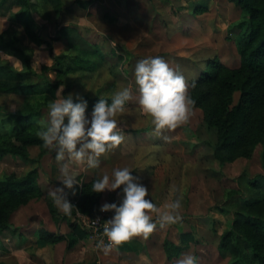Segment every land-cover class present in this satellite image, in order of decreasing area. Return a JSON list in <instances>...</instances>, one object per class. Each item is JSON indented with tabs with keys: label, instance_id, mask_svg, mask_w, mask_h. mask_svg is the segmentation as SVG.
I'll return each mask as SVG.
<instances>
[{
	"label": "rangeland",
	"instance_id": "rangeland-1",
	"mask_svg": "<svg viewBox=\"0 0 264 264\" xmlns=\"http://www.w3.org/2000/svg\"><path fill=\"white\" fill-rule=\"evenodd\" d=\"M33 1L37 4L33 13V28L44 39L52 42L53 52L49 51L48 46L33 42L25 30V25L20 21L11 20L7 13H0V31L7 35L16 34L20 46L30 56L32 66L37 73L41 74L44 67H53V58L68 52L66 40H51L61 26L75 28L84 39L98 45L104 56V64L94 73L77 70L67 77L66 81L72 86L67 94L78 93L81 96L94 98L116 74L121 76L117 81V90L126 85L135 89L133 70L137 61L147 56L164 57L172 67L184 73L188 86L193 79L191 72L198 71L202 67L201 63H204L205 67L209 59L217 57L230 67L240 65L236 46V39L240 33L238 29H232V25L242 19V11L231 0H93L86 9L81 8L76 0H61L60 12L49 0ZM199 3H207L208 12L202 14L197 12ZM136 4L148 7L150 5V14L141 16L145 6H137L139 9L131 12L135 8L132 5ZM18 10L17 6L12 8V11ZM131 13L133 15H130ZM132 17H136L135 20L139 21H133ZM168 31L171 34H167ZM210 50H215L214 57H208ZM0 52L8 53L2 50ZM11 55L13 57L0 59V65H9L15 70H22L21 59L17 55ZM48 76L53 82L57 80L53 70L48 72ZM101 94L108 96L109 92L104 91ZM238 96L236 94L235 102ZM34 97L25 94L0 95V108L7 112L23 110L35 102ZM55 98L56 93L47 96V105L38 119L40 127L46 120L49 100ZM139 108L138 99L134 95L133 99L127 102L125 111L117 115L123 134L129 133L130 136L144 133L154 127L151 118L141 114ZM91 109L89 104L87 109L89 114ZM3 111L0 112V123L4 119ZM149 132L151 133L152 130ZM162 132L170 138V141L168 139L165 141L166 149L158 151L157 148L163 146L153 148L148 144L151 140L145 138H141L133 145L137 150V165L133 174L142 176L140 182L143 184L145 181H151V184H161L164 181L168 183L171 194L176 197L184 196L181 205L184 206L185 211H181V219L177 222H185L186 228L191 227L190 217L201 218V227H192L197 233L198 242L184 254L189 252L196 254L199 257V264H228L232 256L222 250L219 244L221 234L228 229L232 219L231 216L222 213L218 207L230 199L239 188L244 186V191L246 190L248 183L244 179L241 180L244 185L239 184V179L243 175L245 178H251L264 174V159L261 157L264 146L259 144L249 158L239 157L221 165L213 157L212 151L217 136L208 130L203 113L198 109L192 110L188 120L178 124L175 129H166ZM127 147H130V144H127ZM115 150L116 148H113L110 153H115ZM29 151L31 157L37 160L40 148L32 146ZM151 151H154L153 154L158 151L157 155L152 156L153 168L143 170L141 166L143 159L148 158ZM64 162L55 159L54 151L44 156L39 164L26 163L21 158L8 155L0 159V176L12 173L22 175L38 165L41 181L57 186L61 182L56 177ZM72 168L81 182L89 181L95 171L86 164H72ZM162 187L157 185L156 189L160 190ZM29 206L28 212L27 209H22L14 214L12 232H0V264H7L9 260L4 257L8 247L13 246L16 249L17 244L24 240L29 245V253H33L36 241L33 235L35 228L69 231L66 223L58 224L55 218L52 219L53 217L49 215L46 199L36 201ZM34 212L42 215L26 216L27 213ZM60 213L63 214L61 211ZM17 232L21 233L24 239L14 234ZM46 234L47 232L43 236ZM8 238L10 243L6 241ZM87 239V246L95 249L96 243L90 237ZM95 257L91 250L88 264H97ZM10 263L19 264L17 260Z\"/></svg>",
	"mask_w": 264,
	"mask_h": 264
},
{
	"label": "trees",
	"instance_id": "trees-1",
	"mask_svg": "<svg viewBox=\"0 0 264 264\" xmlns=\"http://www.w3.org/2000/svg\"><path fill=\"white\" fill-rule=\"evenodd\" d=\"M76 1L83 9L93 2ZM231 1L242 11V19L232 25V29L236 28L240 33L236 39L239 67H230L215 57L209 60L208 69L188 86V92L195 101L192 109L202 110L208 130L217 136L212 151L221 165L239 157L249 158L259 144L264 146V0ZM49 2L60 12L61 0ZM36 5L33 0H0V13H7L11 20L20 21L33 42L46 45L53 52L52 42L33 28ZM14 6L19 10L12 11ZM208 10L207 3L197 6V12L201 14ZM61 39L66 40L68 52L55 56L53 67H44L39 74L33 68L30 56L20 46L16 34L7 35L0 31V50L17 55L23 62L20 71L9 65H0V95L35 96V102L26 109L7 112L0 108L4 116L0 123V159L11 155L26 163L39 164L51 152L43 147V141L37 135L40 128L38 119L47 105V96L56 93L61 85L65 86V95L71 91L72 86L66 79L72 72L84 70L92 74L104 64L99 46L84 39L72 26H61L51 40ZM50 70L56 74L55 82L48 76ZM120 78V75H114L96 97H83L91 107L100 96L110 101ZM104 91L109 92L108 96L101 94ZM236 94L239 96L235 102ZM32 146L40 148L37 160L30 155ZM261 157L264 159V147ZM39 176L38 165L22 175L0 176V232L13 228L12 217L17 210L44 197L53 219L57 223H67L70 232H49L40 240L50 245L66 242V249L70 250L89 236L78 223L77 213L95 217L100 212L103 192H91V183L97 176L77 185L75 193L66 188L67 198L74 205L70 216L60 214L52 198L45 195L38 185ZM242 179L248 183L246 190L244 186L239 188L218 207L232 219L220 237L219 246L232 256L228 264H264V174L251 178L243 175L239 184L244 185ZM193 243H197V239L191 232L182 233L178 245L167 239L164 242L167 259L179 258Z\"/></svg>",
	"mask_w": 264,
	"mask_h": 264
},
{
	"label": "clouds",
	"instance_id": "clouds-1",
	"mask_svg": "<svg viewBox=\"0 0 264 264\" xmlns=\"http://www.w3.org/2000/svg\"><path fill=\"white\" fill-rule=\"evenodd\" d=\"M13 57L0 52V59ZM15 63V61H14ZM135 89L126 85L111 94V100L100 96L92 106L90 114L88 100L78 93L64 95V85L56 92V98L49 100L46 120L37 135L43 147L55 152L57 161H65L56 177L61 182L50 190L53 203L65 215H71L73 204L67 198L65 189L73 193L82 184L72 164H86L97 168L100 157L120 145L124 139L123 130L116 118L125 111L127 102L135 95L141 114L151 118L152 131L162 135V130L175 129L188 120L195 101L188 92L184 73L172 67L162 56H147L137 61L133 70ZM164 139H168L164 136ZM121 186H123L121 188ZM120 189L119 202H104L100 211H113L112 218L103 226L107 243L98 241L97 248L105 255L113 248L133 236L147 238L156 228L181 219V199L177 198L163 207L158 206L149 195V189L140 182L127 166L115 167L111 173L104 171L91 183V192ZM99 218V217H98ZM176 264H199L194 253L183 254Z\"/></svg>",
	"mask_w": 264,
	"mask_h": 264
},
{
	"label": "crops",
	"instance_id": "crops-1",
	"mask_svg": "<svg viewBox=\"0 0 264 264\" xmlns=\"http://www.w3.org/2000/svg\"><path fill=\"white\" fill-rule=\"evenodd\" d=\"M132 6L135 8H133L131 12H134V10L135 11L138 10L139 9L138 7H144L145 6L144 7L145 11H143L144 13H142L141 16L144 17L145 15L150 14L149 13V11L151 10L150 5H149V7L147 5L141 6V4H138V5L136 4V5H132ZM130 15H133V14L131 13ZM135 19H136V17L133 18V21ZM135 21H139V20H135ZM198 24L201 25V23H198ZM168 32H167V34H171L170 31H168ZM177 34H180V33H177ZM185 42H186V40L184 41V43ZM212 52H214V53L212 54ZM215 53H216L215 50H210V56H208V57L209 58L214 57ZM209 60H208V62H209ZM208 62H206L205 67L203 65L204 63H201L202 67L199 68L198 71L196 70V71L191 72V75L193 76L192 81L196 80V78L204 72L206 66L208 65ZM192 110H196V109H192ZM198 110H201V109H198ZM152 129L153 128L145 131L144 133H135V134H132L130 136H128L129 133L123 134L124 139L120 143V145L115 147L116 148L115 153H113V152L110 153L111 150H113V149H111V150H109L106 153L101 155L100 165L97 168H93L95 171H94L92 178L102 174L104 171L111 173L112 169L115 167L127 166L130 169H132V171H134L136 169L135 165H137V150L133 145L137 144V142L139 140H141V138H145L146 140L147 139L151 140V142H149L148 144L150 146H153V148L163 146V147L157 148L158 151L163 150L165 148L164 147L165 141H167V139H164L165 135L163 134V132H162V135H156L153 133V131L150 133L149 131ZM168 140L170 141V138H168ZM127 144H130V147H127ZM158 151H156V153H155L156 155H157ZM153 152L154 151L150 152L148 158L145 157L143 159V163L141 165L143 167V170H147L148 168L149 169L153 168V165H151V161L153 159L152 156L155 155V154H153ZM150 166H151V168H150ZM140 177H141V179H143L142 176H140ZM38 185L40 186L42 191L45 193V195L49 196V197H50V195H49L50 190L55 188L54 184H51L49 182L43 183L41 181L40 177L38 180ZM144 185H146L147 188L149 189V195L146 197V199L152 198V200L158 206L163 207V205H165L169 202H172L177 198H179V199L182 198L181 202H184V198H183L184 196L179 195L176 197L174 194H171L170 188L168 187V183H166V182L164 183V181L161 184L160 183L151 184V181H148V182L145 181ZM157 185H161L163 187L160 190H158V189H156ZM65 191L67 193L66 189H65ZM119 192H120V189H117L115 191H108V190L103 191L102 198H101V205L106 201L107 202L115 201L118 203L119 199H120V197L118 196ZM43 199H45V198L43 197L41 199L32 200L31 202H29V204L21 207L16 212L21 211L22 209H27V212H28L30 210L29 205H33L36 201H40V200L42 201ZM48 209H49V206H48ZM178 211H179V214L181 213V211L184 212L185 211L184 206L181 205V208ZM59 212H60V210H59ZM14 214H13V217H14ZM31 215L41 216L42 214H40L38 212L26 214L27 217H29ZM49 215L51 216L50 209H49ZM61 223H65V222H59L58 224H61ZM189 223L191 226L189 228H186L185 222L184 223L183 222L182 223L175 222V223L167 224L164 228H160L159 226H157V228L147 238L143 237L142 235L133 236L128 241L123 242L122 244H120L118 246H113V248L109 251V253L107 255H105L101 249L97 248L98 241L96 239L92 238L90 235L88 237H90L91 240H93L96 243L95 249H90L87 246V243H88L87 240L88 239L86 237L85 239L80 240L73 248H71L70 250H67L66 249V242H61V243H58L55 245H50V244L43 243V241L40 240L41 236H43L44 233H46V232L47 233L58 232L60 230L51 231L49 229L44 230V229H40V228H35L33 230V235L35 236L36 241H35V244L33 246V253L32 254L29 253V251H28L29 245L26 242V240H24L22 243H19V245L17 244L16 249L13 246H9L8 250H7L8 252H6V254H4V257H7V259H9L7 261V264H12V263H10V261H15V260H17L19 262V264H88V260L90 257V251L92 250V253H94L96 256L95 259L97 260V264H173L179 258H177L173 261H169L167 259V256H166V253L164 250V242L167 239H169L174 244L178 245L181 241V234L187 233V232L193 233L195 238L197 239V242H198L197 233L195 232V229H192V227L195 226V227L200 228L201 227V218L196 217V216H192L189 218ZM12 230L13 229L11 228V229L4 231L2 233H6L8 231L12 232ZM60 232H62L64 234H68L70 232V228H69L68 232H67V230L66 231L63 230ZM14 234H17L19 236V238L21 237L22 239H24V237L21 236V233L17 232ZM6 241L8 243H10L9 238L6 239ZM194 244H197V243H193L192 246ZM192 246H191V248H192ZM188 251L183 252L179 257H182V255Z\"/></svg>",
	"mask_w": 264,
	"mask_h": 264
},
{
	"label": "built area",
	"instance_id": "built-area-1",
	"mask_svg": "<svg viewBox=\"0 0 264 264\" xmlns=\"http://www.w3.org/2000/svg\"><path fill=\"white\" fill-rule=\"evenodd\" d=\"M112 216L113 211H100L95 217H89L79 212L76 217L80 226L86 230L92 238L97 241L103 239L107 243V237L103 232V226Z\"/></svg>",
	"mask_w": 264,
	"mask_h": 264
}]
</instances>
